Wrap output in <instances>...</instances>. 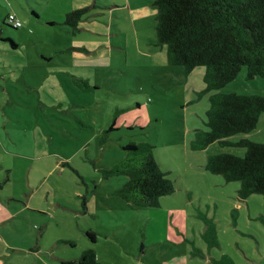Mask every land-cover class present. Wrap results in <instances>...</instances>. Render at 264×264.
I'll use <instances>...</instances> for the list:
<instances>
[{
    "label": "rangeland",
    "instance_id": "1",
    "mask_svg": "<svg viewBox=\"0 0 264 264\" xmlns=\"http://www.w3.org/2000/svg\"><path fill=\"white\" fill-rule=\"evenodd\" d=\"M4 1L7 4L0 0V163L15 170L4 185L20 194L14 201L24 205L34 194L31 205L40 208L32 218L37 230L46 221L65 229L71 221H89L94 232L111 233L129 257L127 263L134 258L133 264H165L163 258L174 253L209 254L213 249L221 257L240 251L246 258L237 244L249 236L250 217L241 205L250 198L261 206L264 196L242 198L241 181L229 182L207 168L211 155L243 156L246 147L216 141L201 149L196 139L198 132L209 129L212 96L264 94V77L248 78L243 66L234 80L209 90L204 65L187 72L170 61L167 46L157 44L153 4L146 9L142 28L128 0H75L71 7L65 0ZM84 6L89 7L86 18L78 27L68 25L67 13ZM10 12L23 26L6 21ZM49 18L60 26H49ZM59 49L64 51L55 54ZM50 54L55 63L48 60ZM74 56L78 64L73 73L92 79L93 87L74 82L73 74L62 68L68 64L63 58ZM114 120L118 129H110ZM242 137L264 142V112L255 129L230 139ZM131 141L151 144L162 171L174 183V191L162 196L158 206L133 207L116 192L128 176L105 173L129 157L124 145ZM0 172L8 174L6 167L0 166ZM118 222L121 227L113 230L110 226ZM52 233L50 229L48 237ZM122 233H129L134 244L116 240ZM78 241L82 244L81 237ZM132 246L136 247L129 251Z\"/></svg>",
    "mask_w": 264,
    "mask_h": 264
},
{
    "label": "trees",
    "instance_id": "2",
    "mask_svg": "<svg viewBox=\"0 0 264 264\" xmlns=\"http://www.w3.org/2000/svg\"><path fill=\"white\" fill-rule=\"evenodd\" d=\"M154 5L157 44L167 46L170 61L184 66L187 72L204 65L209 90L234 80L243 66L248 68V78L264 77V0H155ZM88 10L84 6L68 12L66 23L78 27ZM79 81L93 87L86 79H76ZM263 112L262 93L216 94L208 113L209 129L197 133V147L201 149L216 141L246 147L243 156L221 152L211 155L207 163L208 170L222 174L227 181H241L242 198L264 196V142L230 137L255 129ZM115 128L119 127L114 120L110 129ZM124 148L129 157L105 171L128 176L117 194L133 207L158 206L160 198L173 192L175 186L157 162L153 146L131 141ZM87 235L93 240L97 237L92 230ZM67 263L98 264L97 253L89 248L77 263Z\"/></svg>",
    "mask_w": 264,
    "mask_h": 264
},
{
    "label": "crops",
    "instance_id": "3",
    "mask_svg": "<svg viewBox=\"0 0 264 264\" xmlns=\"http://www.w3.org/2000/svg\"><path fill=\"white\" fill-rule=\"evenodd\" d=\"M65 1L69 7L73 6V3L75 2V0ZM2 2L6 3L4 0H2ZM128 2V6L131 13L133 14V17L134 12H137L138 22L143 28L145 21L148 18L146 9L150 4H153L154 6L155 0H128ZM95 13H93V16H95ZM97 14L101 15L100 13ZM47 23H49V26H60V22L55 19L49 18ZM62 51L64 50L59 49L58 51H55V54H59ZM48 57V60L54 61L50 63H55V55L50 54V56ZM63 59L68 64H66V66H62V68L66 73L73 74V81L76 82V79L80 77L78 75V72L73 73L72 70L75 68V63L76 65L78 64L76 62L78 60L77 56L69 59ZM81 78L86 80L88 79L84 78V76H81ZM91 80L92 79L89 78L87 81L90 82ZM0 166H2V168L6 167V170L8 171L7 175H3L2 172H0V177H2V180L0 179V264H68L67 262L77 263L83 252L89 248H93L96 251L98 264L134 263V258L131 259L129 263H127L129 257H125V255L122 254L120 244L114 243L111 233H107L106 235H104L103 232H99L98 230H96V239H91L87 235V231H94V224L89 221L88 225H85L83 221H77L75 223L71 221L70 223H67V226H70V228L68 229H65L64 225L60 223L58 224V226H54L51 222L46 221L45 223H43L40 230H37V224L33 225L32 218H37L35 213H37V209L40 208H37L35 206L33 207L31 205V203L36 202L34 194H28V200H24V205H22L20 201H14L20 200V194L10 193L8 187L4 185L9 184L13 174L15 173V170L9 164L0 163ZM258 199L260 201L263 200L260 197H258ZM250 200V198L246 199L245 204L243 203V205H241V209H248V214L250 217V220L248 219L250 233L246 239L241 240L242 245L239 244V240L237 244L243 247L244 254L246 258H248V260L244 258L243 254L240 253V251H237L234 256H232L228 252H225V255H223L224 257H221V253L213 249L209 254L205 253L203 250H197L199 252L196 251L192 253H174L163 258L165 264H223V261L224 264H264V203L261 204V206H256ZM26 210H29L30 214L27 215ZM89 211L91 210L88 206L87 214H89ZM254 213L256 214V217L253 216ZM241 218L246 219L247 217L240 216V220ZM257 222H259L261 226L258 224L256 227H254ZM110 227H112L113 230L114 228L118 229L121 227V224L118 222L114 226ZM234 227H237L239 229L237 222ZM50 229H52L55 233H52V235L48 237ZM233 232L235 233V229L233 230ZM101 236L103 240L99 238ZM79 237L82 238V244H80L78 241ZM116 240L121 241L122 244H127L128 242H131V245L134 244L131 236H129V233L128 235L122 233L121 237L116 236ZM255 241H257V243ZM99 242H102V244H99ZM135 247L136 246H132L129 251H133V248ZM231 247L229 249H231ZM221 248L223 249L222 242ZM259 252H261L262 254H260ZM227 254L230 256H228Z\"/></svg>",
    "mask_w": 264,
    "mask_h": 264
},
{
    "label": "built area",
    "instance_id": "4",
    "mask_svg": "<svg viewBox=\"0 0 264 264\" xmlns=\"http://www.w3.org/2000/svg\"><path fill=\"white\" fill-rule=\"evenodd\" d=\"M8 21L14 27H21L23 24L22 21L15 14H10Z\"/></svg>",
    "mask_w": 264,
    "mask_h": 264
}]
</instances>
